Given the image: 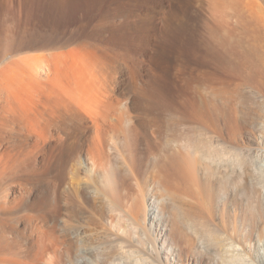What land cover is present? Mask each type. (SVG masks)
I'll use <instances>...</instances> for the list:
<instances>
[{"label": "rangeland", "instance_id": "obj_1", "mask_svg": "<svg viewBox=\"0 0 264 264\" xmlns=\"http://www.w3.org/2000/svg\"><path fill=\"white\" fill-rule=\"evenodd\" d=\"M198 3V0H0V32L3 33L4 30L6 35H11L10 40L3 39L0 42V52H2L0 70L19 56L27 58L21 70L12 66L11 69H4L3 73L0 71V207H3L6 213L0 208V219L2 218L0 227L2 229L5 226L2 229L4 236L0 229V238H4L0 240V261L3 260L0 264H80L79 252L81 251L79 250L87 246V241L85 242L86 239H84L86 234H92L91 237L93 236L94 239L90 240L92 241L90 245H95L98 250L100 248L104 254L114 252L113 254L122 255L121 251L117 250V253L114 249V251L108 250L107 253V250L102 247L104 240L114 239L120 244L122 241L128 242L127 245H131L129 246L131 250H134L135 255L127 260L126 257L116 260L118 264H146V262L157 264L158 260L161 264H202L201 258L204 256L198 254L199 244L194 229L187 225L188 223L182 222V203L192 198L188 196L185 184L180 178V181L173 179L177 192L174 199L168 197L169 201L167 199L165 201L167 205H158L157 209L154 206L149 207L152 214L149 223L151 224L154 220L152 226L156 227L159 223L163 226L164 234L169 235L164 244L167 247L161 249L162 241L157 237L154 239L153 235L147 233L144 236L150 239V247L147 248L148 244H143L136 237L138 234L134 232V229L137 225L134 224L136 226L134 228L130 221L131 214L140 215L142 218L144 206L148 203L149 197L159 190L153 178L157 173V167L152 163L153 156L148 153L149 144L159 154L163 153L161 150L163 145L169 143L168 147L171 146V148L168 155H176L177 144L187 141V138L184 139L179 135L184 134L183 130L176 132L179 133L177 135L157 129L151 119L161 111L174 112V109L181 108L185 74L190 75L188 80L191 90L196 85L197 75L204 73V76L207 75L206 70L213 71L211 60L201 58L200 54L198 56L194 45L186 44L184 39V8L188 9L190 22L194 21L193 18L199 14L206 23L210 22L209 9L201 3L203 8L201 5L198 6ZM202 3L206 4L205 1ZM5 40L10 43L15 40L14 45H19L20 50L4 51ZM185 60H188L187 67ZM210 80L211 77L209 81L207 76L204 77L199 89L201 88V94L204 92L205 99L212 100L213 95L208 85ZM210 83H213L212 80ZM250 93L240 89L232 94L234 98L231 100L224 97H220L221 100L217 98L216 104L221 109L233 110L235 118L230 128L225 127L220 120L218 133L212 134L209 131L210 136H208V131H205L206 133L201 131L200 133L206 134V137L201 136L199 132L196 134L204 143L210 141L208 138L213 136L211 138L214 139L211 142L213 145L216 141L219 142V145L214 146L220 152L219 156H214V160L230 159L236 173L234 175L239 174L238 179L243 177L252 182V178L257 176V166L248 153L254 145L252 139L256 134L255 125L263 116L261 108H264L262 102L264 93L255 92V95ZM222 100L226 102L222 104ZM258 103H262L261 106ZM113 106L129 112L130 117L125 123L126 127L129 124H135L139 128L140 135L137 136L138 144L135 147L141 154V166L136 174L137 182L134 179L128 181L126 178L122 186L115 182L116 179L114 180L113 176L108 181L97 168L89 163L86 153H83L82 160L86 161V168L82 170L76 165L77 167L70 169L68 166L64 170L65 181L62 187L58 188L55 173L57 159L61 158L58 154V143L59 146L64 143L66 150L69 149L74 139L71 137L74 136L71 128L75 125L79 126L86 117L85 121L88 122L83 121L84 123L80 126L84 125L83 127L88 130L86 138L84 137L88 140L92 130L91 119L102 110ZM173 114L170 116L179 117L175 112ZM147 119L151 123H148ZM73 120H77V123ZM179 137H183V141ZM157 147H160V150ZM196 157L202 156L196 153ZM65 159L67 160V157ZM214 160L212 161L215 165ZM199 164L192 174L197 181L199 180L200 188L205 190V196L208 194L210 184L214 185V194L221 195L219 199L217 197L214 200L211 221L214 228L221 234L226 231V236L235 227L239 228L242 225L247 228L252 217L249 208L251 201L255 199L250 197L251 190L255 191L256 200L264 203V194L261 192L263 183H255L254 189L251 187L250 189L249 185L245 184H240L245 187H235L234 183L225 190L224 185L219 183L222 173L228 171L225 165L224 167L221 164L215 165V170L219 172L218 176L221 175L217 184L216 180L211 183L212 181L210 182L206 175V171L211 169H206V165L202 163L200 168ZM15 168L20 169L21 172ZM203 169L206 171L204 172ZM35 170L39 171V174ZM89 179L93 182L92 189L97 186L96 188L101 192L98 196L101 200L105 199L108 204L105 200L102 203V201L98 202L100 200L91 198V189L84 188L85 182ZM191 190L195 191V189ZM56 194L60 196L59 212H56L58 211ZM137 200L140 202L138 203ZM104 206L107 208L105 209ZM177 215L180 222L176 218ZM127 219L130 222L126 223ZM184 226H188V229ZM248 231L252 233L254 240L258 241L259 231H250V228ZM48 232H51L49 237L45 236ZM190 235L193 236V240ZM254 243L252 241L247 244L248 246L244 244L247 253L239 252L240 256L234 259L237 261L229 260L230 263L259 264L251 260L258 250ZM151 244L154 247L153 252ZM188 244L189 247H187ZM237 248L240 250V247L237 246ZM170 250L177 252L175 257L166 254L167 251L170 253ZM178 253L182 257H179ZM219 253L221 252H210L206 264H226L228 259L223 256L227 261L221 259ZM155 254L158 255L156 260H154ZM145 256L146 258L143 259ZM166 258L168 259L165 261ZM241 259L244 260H242L243 263Z\"/></svg>", "mask_w": 264, "mask_h": 264}, {"label": "bare ground", "instance_id": "obj_2", "mask_svg": "<svg viewBox=\"0 0 264 264\" xmlns=\"http://www.w3.org/2000/svg\"><path fill=\"white\" fill-rule=\"evenodd\" d=\"M203 1H205L206 4L202 3ZM262 1H264V0H198V2H199L198 6L202 4V5L207 6V9H209L210 22H207V23L203 18L202 19L200 18V14H199V16L196 15L193 18L194 21L190 22L189 21L190 19L188 17V15H189L188 9L184 8V10H183V12H184V14H183L184 15L183 34H184L185 43L186 44L192 43L194 45V49H195L196 54L197 55L200 54L201 58L205 57L207 59V61L209 58V60H211V62H212L211 66L213 68V71H208L205 69L207 72L205 70L204 71L207 75L203 76L204 73L197 75L195 77L196 85L193 88L191 87L192 88L191 90L189 88L190 83L188 80L190 75L188 73L185 74V78H184L185 88L183 87L184 92L182 95L184 97H183L182 104H181L182 106L180 109L179 108L174 109V112L179 117L170 116V114H173L174 112L173 111L169 112V110H168L167 112L166 111H161L159 113L157 112L158 114L153 116V118L151 119L152 124L157 126L156 127L157 129H161L163 131L166 130L172 134H177L176 132H178V131L180 132V130H183V132H184V134L182 133L183 135L181 133L180 134L178 133V134L180 135V137L183 136L184 139L187 138V141L185 140L186 142H184L182 140L183 137L182 138L179 137L183 142H181V144L180 143L177 144L176 155H172V154L168 155V151L170 152V148H171V146L168 147L169 143H165V145H163L164 147L161 148L163 153H159V154L157 152H155V148L151 147L152 145L149 144L148 153L153 156L152 157L150 155L152 157V163L155 165V167H157V173H155L153 178H154V180H155L154 182L156 183L159 190L157 192H154V194L151 195V197H149L148 203L146 204V206H144L142 218L140 215H136V214L130 215L131 216L130 221H131V224L133 225V227L134 228L136 227L134 224L137 225V227L134 229L135 230L134 232L138 234V236H136V237H138L140 242H142L143 244L147 243L148 244L147 248L150 247V244H149L150 239H148V238L146 239L144 237L147 233L153 235L154 239H155V237H157L160 241H162L161 245H163V246H161V249H164V247H167L164 244H166V241H167L169 235L164 234L165 231H163V226L159 225V223L156 225V227L152 226L154 223L153 222L154 220L152 221L151 224L149 223V219L151 218V215H152L151 209L149 207L154 206V208L157 209L156 207H158V205L160 206L161 204H166L165 201L168 200V197L174 199L176 196V193H177L174 181L176 179L178 180L180 178L185 184V188H186L185 190L187 191L188 196L192 198L190 201L188 200L185 202L182 201L183 203L181 202L182 206H183V208L181 210L182 218H183L182 222L185 224L188 223L187 225L191 226V228L193 227L192 229H194L195 237H197L198 244H199L198 254L201 256H204L201 258V259H203L202 264H206V260L209 259L210 252H212V251L216 252V253L221 252L218 255L221 254L220 255L221 257L222 256L226 257L228 259V262H225V263L231 264L229 260H232V262L237 261V260H234V259H236V256H240V253H243V254L247 253L246 248L244 247V244L247 245L248 243H251L252 241L255 242L254 244L258 250H257V253H254V256H253L254 258H252V259L250 258V259L254 263L257 262L259 264H264V203L262 201L261 202L259 201L260 202V204H259V202L256 200V196L254 195L255 191L253 190L254 191L253 192L251 190L252 194H250L251 199L252 198H255V199H253L251 201V205L249 204L250 205L249 212H251V215H252V217L250 219L249 226L247 228H245L242 225L239 226V228L235 227L232 230V232L227 234V236H226V231H224V234H221L219 231L216 230V228H214V226L211 222L213 220L214 200H216L217 197L219 199L221 195L220 194H214L215 193L214 192L215 190L213 189L214 185L210 184L211 185L210 189L207 191L208 194L205 196V193H204L205 190L203 191L200 188L201 184H199V182H198L199 180L197 181L196 177L192 174V171L194 170V168L197 166L198 163L205 164L207 167V168L205 167L206 169H211V171L210 170L206 171V169L205 170L203 169L204 172L205 171L207 172L206 175L209 178L210 182L212 181L211 183H213V180H216V183H217V182H219L218 179L221 175L218 176L219 172L216 171L217 169L215 170V167H216L215 165L221 164L222 167H224V165H225V167H226L225 169L228 171L225 173H222V178L220 177L221 182H219V183H222L224 185L223 187L225 188V190L229 189L231 187V185H233L234 183H235V187H240V186L245 187V185H249V188L251 187L253 189L255 188V183L256 184L263 183L262 184L263 188L261 189V192H263V194H264V108H261V109H263L262 118L261 119L258 118V119H260V121L258 120L256 125H255L256 134H255L254 138L252 139V142L254 145L251 146L249 153H248L250 158L254 159V162L257 166V176H254L252 178V182H250L247 179H243V177H241V176H239L241 178L238 179L237 176L239 174L237 176L234 175V173H235L234 167L232 168L233 162L230 161V159L224 160L225 158H223V159L221 158L222 160H219V161H222V162L214 160V158H215L214 156H216V157H217V155L219 156L220 152L218 151V148L216 146H214V145H217L219 142L217 143L216 139H215L216 144L213 145V142H211L214 139V138L213 139L211 138L213 136L208 138L210 141H207L206 143H204L200 139V136L197 135L201 131H203L204 133H206L205 131H208V132L210 131L212 134L218 133L220 130V125H219L220 120L222 121V124L225 127L230 128L232 121L235 118L233 110H231V109L225 110L226 108L221 109L220 106H218V104H216L217 98L224 97L226 99L231 100L234 98L233 97L234 95H232V94L233 93L235 94V92H238L240 89L241 90L245 89L248 92L254 93L253 95H255V92L264 93V6H263L264 2H262ZM202 5H201V7L203 8ZM10 37H11V35L10 36L6 35L4 33V30H3V33H2V31L0 32V42L3 39H7V41H8V40H10ZM12 39H13V36H12ZM14 41L15 40H13L10 43V42H6V40H5L4 42H6V43H4V46H6V49L4 51H11V52L19 51L20 47H19V45L18 46L14 45L15 44ZM7 47H9V48H7ZM1 53L2 52H0V54ZM3 54H5V52H3ZM198 58H200V57H198ZM206 59H204V60H206ZM187 61L184 62L186 67L188 64ZM26 62H27V58L19 56L16 59L11 60L8 63V65L5 66L4 69L8 70V69H11L12 66H15L16 69L21 70L23 68V66L26 64ZM201 68H202V66H201ZM4 69L3 70L1 69L0 71H2V73H3V72H5ZM185 69H187V68H185ZM199 72H200V70H199ZM212 74H213V76H212ZM206 76L208 77V81L211 77V80L213 82V83H210L211 82V80H210L209 83L208 82H204V83H208V85L210 86V92L212 93V95H213L212 97L214 98V100H213V98H212V100H209L208 98L205 99L206 96L204 97V95H203L204 92H203V94H201V91H200L201 88L199 89V85L202 84L203 79ZM190 91H192V92H190ZM100 92L101 91L99 90V93ZM153 96H154V94H153ZM106 97H107V95H106ZM219 100H221V98ZM222 101H220V102H222ZM225 102L223 101L222 104H224ZM262 102L264 105L263 99H262ZM258 104H260L259 106H261L262 103H258ZM152 111H153V109H152ZM144 114L146 115V112ZM148 115H149V113H148ZM74 117H73V119H77ZM129 117H130L129 112L123 110L122 108H118L117 106L109 107V108L102 110L101 112L97 113L95 118L91 119V121H92L91 129L92 130H91V135L88 136L89 137L88 140L84 139V137L86 138V133L88 134V130H86V127H83L84 125L80 126L81 123H84L83 121H85V119L87 117L83 121L81 120L82 122H80L79 126L75 125V127H72L71 129H73V131H74V136L73 135L71 136L74 138V139H72V141H73L72 146L67 150H66L64 143H62V145H60V146L58 143V146H57V149L59 152L58 154L61 156V158L58 157L57 162H56V166H55V168H56L55 173H56V180L58 182V184H57L58 188H59V186L62 187V183L65 181L64 170L68 166H70L69 167L70 169H73L76 165L80 166V168L82 170H84L86 168V164H85L86 161L82 160V154L83 153H86L87 158L90 161L89 163H91L95 168H97L98 171H100L102 173V175L104 176V178L107 179L108 181H110L111 176H113V179L114 180L116 179L115 182L118 184H122V186L124 185L126 178H128V181H129V179L130 180L134 179L135 182H137L136 174H137V172L141 166L140 165L141 164V154H139V152L137 151L135 146H136V144H138V138L139 137H137V136L140 135V132H139V128L135 124H129L128 127L125 126L126 121H129V120H127V119H129ZM148 117H150V115ZM81 119H83V118L81 117ZM147 120H148V123H151L149 121V119H147ZM73 121H76L75 123H77V120H73ZM148 125H150V124H148ZM181 126H182V129H180ZM66 129H68V128H66ZM152 132H154V131H152ZM152 132H151V134H152ZM210 132L208 133L209 134L208 136H210ZM69 133H71V132H69ZM155 133H154V135H155ZM200 135L205 136L206 134L202 135L200 133ZM151 137H153V136H151ZM59 138H61V137H59ZM67 138H69V137H67ZM47 140H48V138H47ZM205 140H207V139H205ZM184 143H185V145H184ZM158 145H159V143H158ZM160 147H161V145H160ZM159 148L157 147V149H159ZM162 151H160V152H162ZM192 153L194 155H192ZM196 153L201 154V156L203 158L202 157L201 158L196 157ZM66 157H67V160L65 159ZM209 159H211V160H209ZM212 160H214L216 162L215 165H214V162ZM149 164H150V162H149ZM200 164H199V166H200ZM21 166H22V164H21ZM201 167H202V165L200 166V168ZM218 167H220V166H218ZM222 167H220V168H222ZM15 170H20V169L15 168ZM28 171H30V170H28ZM219 171H220V169H219ZM20 172H21V170H20ZM31 172H33V171H31ZM40 172H41V170H40ZM36 173L39 174V171L38 172L36 171ZM196 174H197V172H196ZM220 174H221V172H220ZM253 174H254V172H253ZM21 175H23V174H21ZM151 176H153V175H151ZM34 177H35V175H34ZM20 179H21V177H20ZM78 179H80V178H78ZM173 179H174V181H173ZM180 179H179V181H180ZM92 183L93 182H91L90 179H89V181L87 180L85 182L84 188L91 189L90 190V194L92 193L91 198L93 197L95 200H100L98 202L102 201V203H103V201L105 199L101 200L100 196H98L101 194V192H99L98 188H96L97 186L94 185L95 187H93V189H92V186H91ZM109 184H110V182H109ZM240 184H245V185H240ZM70 185H71V183H70ZM192 185H193V188H191ZM20 186H21V184H20ZM116 186H118V185H116ZM122 186H121V188H122ZM127 187H129V185ZM127 187H125V188L128 189ZM126 189H125V191H126ZM191 189H195V191L191 190ZM98 192H99V194H98ZM112 195H113V193H112ZM115 196H117V195H115ZM130 199H131V197H130ZM137 201H138V203L140 202L139 200H137ZM56 202H58L57 207H56L58 211H56V210L55 211L59 212L60 211V205H59L60 196H59V194H56ZM106 203L108 204L107 201H106ZM169 204H171V203H169ZM13 206H15V205H13ZM107 207H110V206H107ZM107 207L104 206L105 209ZM136 208H137V206H136ZM165 208H167V207H165ZM176 208H175V210H176ZM108 209H110V208H108ZM168 209H170V208H168ZM39 210H40V208H39ZM166 211H169V210H166ZM3 212H4V210H3ZM117 214L119 215V212H117ZM121 215H122V213H121ZM123 217H125V216H123ZM177 217H178V215L176 216V218ZM170 218H173V217H170ZM178 218H177V220H179ZM53 221H54V219H53ZM128 221L129 220L127 219L126 223H128ZM179 222H180V220H179ZM4 223H6V222H4ZM4 223H3V226H4ZM65 223H67V221ZM185 224H183V225H185ZM46 225H48V224H46ZM144 225H145V229H144ZM69 226H70V224H69ZM33 227H35V226H33ZM184 227H186L188 229V226H184ZM249 228H250V231L251 230L252 231H259L258 239H257L258 241L254 240V238L252 237V233L248 231ZM0 229H1V227H0ZM12 229H14V228H12ZM80 231H81V228H80ZM46 232H47V230H46ZM3 233L4 232L2 230V234ZM49 233L51 234V232H48L47 235H45V236L49 237ZM54 233L55 232H53V234ZM74 233H75V231H74ZM82 233H83V231H82ZM4 234L2 236H4ZM77 234H79V232ZM192 234H194L193 231H192ZM0 235H1V232H0ZM91 235L92 234H86L85 235L84 239H86L85 242L87 241V246L86 247L83 246L82 247L83 249L79 250V251H81V252H79L80 264H118L116 262V260L122 259V257H126V260H127V259H130L131 257L133 258V256L135 255L134 250H131V247H130L131 245L130 244H129L130 246L127 245L128 242L126 243L125 241L123 242L121 240L124 244L123 245L120 240L119 241L121 242V244L119 242L116 243L117 240L114 241V239L112 241L110 239H109L110 241L104 240L102 243L103 246L102 245L101 246L105 250H107L106 251L107 253H108V250L110 251V250L114 249L115 252L117 250L121 251L122 255L120 256L118 254H113L114 252H112V253L109 252V254H104L101 252V249L98 246V248L101 252L100 253L99 250L95 247V245L94 246L90 245V244H92L91 243L92 241L90 242V240L94 239L93 236L91 237ZM75 236H76V234H75ZM50 237H51V235H50ZM60 237L62 238L61 234H60ZM191 237L193 240V236H191ZM6 238L7 237L5 235V239ZM52 238H54V236H52ZM1 239H4V238L1 237L0 240ZM54 239H56V238H54ZM74 239H76V238H74ZM74 239H73V241H74ZM97 239H98V237H97ZM67 240H68V238H67ZM51 241H54V240H51ZM61 242H62V240H61ZM93 244H95V243H93ZM51 246H54V245H51ZM62 246H63V244H62ZM128 246L130 248H128ZM237 246L240 247V250L237 248ZM187 247H189V244L187 245ZM249 247H250V245H249ZM56 248H57V246H56ZM151 250H152V252L154 250V247L152 246V244H151ZM158 251L160 252L159 248H158ZM138 252H137V254H138ZM9 253H11V251ZM117 253H118V251H117ZM176 253L177 252L172 251V250H170V253L168 251L166 252V254L173 256V257H175ZM15 254H14V256H16ZM27 254H28V252H27ZM119 254H121V253L119 252ZM139 254H140V252H139ZM5 256H7L6 253H5ZM178 256L182 257L179 255V253H178ZM1 257L3 258V255ZM119 257H121V258H119ZM223 257L221 259L227 261V259L226 258L224 259ZM145 258H146V256L143 259H145ZM6 259H8V258H6ZM12 259H14V258H12ZM147 259H148V257H147ZM156 259H158V255L155 254L154 260H156ZM167 259L168 258H166L165 261ZM242 260L243 259H241V261ZM1 261H3V260H1ZM243 261H242V263H243ZM19 262L21 263V261H19ZM139 263H140V261H139ZM146 264H147V262H146ZM152 264H155V263H152ZM157 264H161V262L158 260ZM195 264H197V263H195ZM217 264H219V263H217ZM236 264H238V263H236Z\"/></svg>", "mask_w": 264, "mask_h": 264}]
</instances>
